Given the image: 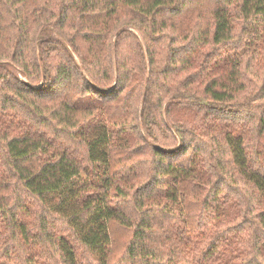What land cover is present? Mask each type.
Returning a JSON list of instances; mask_svg holds the SVG:
<instances>
[{
  "label": "trees",
  "instance_id": "obj_1",
  "mask_svg": "<svg viewBox=\"0 0 264 264\" xmlns=\"http://www.w3.org/2000/svg\"><path fill=\"white\" fill-rule=\"evenodd\" d=\"M208 1L0 0V264H264V0Z\"/></svg>",
  "mask_w": 264,
  "mask_h": 264
},
{
  "label": "rangeland",
  "instance_id": "obj_2",
  "mask_svg": "<svg viewBox=\"0 0 264 264\" xmlns=\"http://www.w3.org/2000/svg\"><path fill=\"white\" fill-rule=\"evenodd\" d=\"M180 13L175 16L174 21L176 23L177 26H183L185 24L187 25H192L194 26V28H196L197 26L199 27H203L209 20V13L211 11V7H210V2L208 0H188V2L186 3V5H184V7L182 9H180ZM199 15V16H198ZM180 21V24H177V21ZM197 23H194V22ZM194 23V24H192ZM124 29H127L129 31H134L131 27L126 26L124 27ZM53 37H60L56 32H49ZM135 34H137V32H135ZM114 39V38H113ZM264 40V39H263ZM123 48L124 51H130V44L126 41L123 44ZM264 51V46L262 47L261 50L257 51V52H262ZM257 58L259 59V57L257 56ZM246 78H250V76L252 75L250 72H247L246 74ZM255 75H259L260 74H255ZM40 82L37 84V87L40 86ZM137 101L135 102V100L133 101V104L137 105ZM134 105V106H135ZM19 117V115L17 113H12L9 112L8 114H5L3 116V118L0 117V134H8V132H10L9 130H14L13 126L16 125L18 123L17 118ZM174 223H180V218L174 222ZM215 226V223H209L208 225V232H206L207 236H209L211 233H213L214 231L211 229L212 227ZM113 246H112V250L114 252V254H116L117 256H119V254L121 253V250L123 248L124 245V240L125 238H127V234L123 231L120 230L119 228H115L114 232H113ZM204 243V242H203ZM208 243L206 242V245ZM205 247V246H204ZM241 247H245V244L243 242V244L241 245ZM240 247V248H241ZM245 250V248H243V251ZM242 251V252H243ZM223 253L226 254V258L228 259L230 257V255H234L236 258H240L239 256V252H237L236 250H234L232 248V246L226 244L225 249L223 250ZM222 253V254H223ZM222 257V255H221ZM233 261V259H232ZM228 262L227 264H233V262ZM206 264H225L224 261H217L215 258L211 259L210 261H208V263Z\"/></svg>",
  "mask_w": 264,
  "mask_h": 264
}]
</instances>
